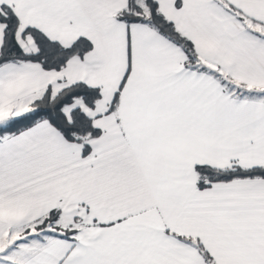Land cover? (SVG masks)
<instances>
[{"label":"snow or ice","instance_id":"6c2138e0","mask_svg":"<svg viewBox=\"0 0 264 264\" xmlns=\"http://www.w3.org/2000/svg\"><path fill=\"white\" fill-rule=\"evenodd\" d=\"M0 264H264V0H0Z\"/></svg>","mask_w":264,"mask_h":264}]
</instances>
